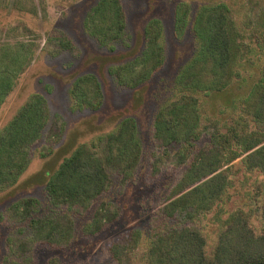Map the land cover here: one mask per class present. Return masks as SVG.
<instances>
[{
    "label": "trees",
    "instance_id": "1",
    "mask_svg": "<svg viewBox=\"0 0 264 264\" xmlns=\"http://www.w3.org/2000/svg\"><path fill=\"white\" fill-rule=\"evenodd\" d=\"M191 6L179 2L175 9L174 31L181 37L191 26L195 38L192 56L179 68L174 86L179 92L165 101L153 119V137L164 149L179 144L173 154L166 151L185 171L157 212L162 225L152 231L143 253L144 264H264V197L260 203V231L252 224L250 212H233L219 233L212 255L206 239L195 225L223 198L229 184L228 169L240 159L249 171L264 176V67L252 86L245 109L254 129L245 119L234 120L222 130L218 124H202L198 93L220 92L238 76L244 57L242 33L229 5L206 3L191 18ZM126 12L122 0H98L86 13L83 25L101 45L114 48L124 40ZM264 36V12L259 20ZM163 23L151 18L143 30V48L135 57L109 66L119 86L137 89L161 68L166 59ZM129 37V36H128ZM39 44L34 41L2 42L0 46V106L14 90L17 79L30 65ZM45 49L52 56L76 49L74 41L61 29L50 31ZM72 110L100 109L104 93L93 72L77 75L69 88ZM65 129L59 114L51 116L46 96L36 92L0 128V192L14 186L29 167L35 147L44 141L42 156L53 153ZM209 145L196 147L202 134ZM143 152L137 121L125 117L114 130L79 144L50 173L45 184L55 208L51 215L35 216L38 200L21 198L5 211V219L27 222L29 234L8 236L7 254L0 264H36L30 255L38 244L62 248L75 234V213H84L112 184V175L128 180ZM57 209V210H56ZM119 217L111 202L102 201L83 224V234H97ZM106 246L116 264H135L140 241L137 229L122 234Z\"/></svg>",
    "mask_w": 264,
    "mask_h": 264
},
{
    "label": "rangeland",
    "instance_id": "2",
    "mask_svg": "<svg viewBox=\"0 0 264 264\" xmlns=\"http://www.w3.org/2000/svg\"><path fill=\"white\" fill-rule=\"evenodd\" d=\"M98 0H0V46L2 42L34 41L38 43L35 57L17 79L14 90L0 106V128L16 113L33 93L46 96L51 116L59 114L65 122L64 132L53 153L42 156L41 141L34 149L29 167L18 182L0 192V261L7 254L8 236L29 234L27 222L6 220L5 211L13 202L27 197L38 200L35 216L54 214L45 190L48 176L79 144L90 142L98 135L115 129L125 117L137 121L143 152L139 164L128 180L112 175L110 188L94 200L84 213H75V234L69 245L53 248L38 244L30 253L36 264H116L106 253V246L122 234L137 229L140 241L135 252V264H144L143 253L152 231L162 225L157 212L186 165L178 166L168 157L179 144L168 149L158 145L153 137V119L159 107L176 95L174 78L193 54L195 38L191 26L178 37L174 31L175 9L179 2L191 6L190 17L206 3L225 2L241 30L244 57L239 65V76L223 91L198 93L202 124L215 122L226 130L234 120L245 119L254 129L245 98L259 79L264 67V36L259 20L264 12V0H122L126 12L124 40H116L114 48L101 45L90 36L83 25L87 11ZM151 18L162 21L166 59L161 68L137 89L119 86L108 70L138 55L143 48V30ZM63 30L75 43L73 52L52 56L45 49L48 33ZM129 36V37H128ZM95 73L101 81L104 101L100 109L72 110L69 88L77 75ZM197 148L209 145L203 133ZM230 184L217 205L196 222L206 239V252L212 255L219 233L230 215L243 210L250 212L252 224L260 231V203L264 197V176L247 170L240 159L228 169ZM111 202L119 210V217L97 234H83V224L90 221L100 202ZM57 210V209H56Z\"/></svg>",
    "mask_w": 264,
    "mask_h": 264
}]
</instances>
